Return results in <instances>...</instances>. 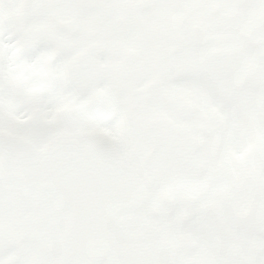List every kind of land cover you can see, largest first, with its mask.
I'll list each match as a JSON object with an SVG mask.
<instances>
[{
  "label": "snow or ice",
  "instance_id": "6c2138e0",
  "mask_svg": "<svg viewBox=\"0 0 264 264\" xmlns=\"http://www.w3.org/2000/svg\"><path fill=\"white\" fill-rule=\"evenodd\" d=\"M0 264H264V0H0Z\"/></svg>",
  "mask_w": 264,
  "mask_h": 264
}]
</instances>
